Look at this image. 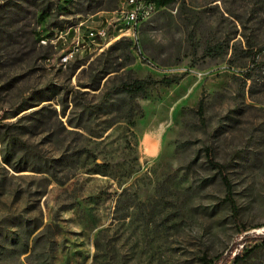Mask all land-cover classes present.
Segmentation results:
<instances>
[{"label":"rangeland","instance_id":"1","mask_svg":"<svg viewBox=\"0 0 264 264\" xmlns=\"http://www.w3.org/2000/svg\"><path fill=\"white\" fill-rule=\"evenodd\" d=\"M27 2L23 22L44 50L17 87L16 69L0 65V106L31 102L0 126V264H201L260 242L264 0H175L134 28L109 0L97 11L82 0ZM81 22L83 31L109 25V35L63 65L70 40H52ZM248 49L260 52L255 60ZM149 76L180 78L131 106L115 92ZM209 143L233 202L206 164ZM252 250L237 264H264V243Z\"/></svg>","mask_w":264,"mask_h":264},{"label":"trees","instance_id":"2","mask_svg":"<svg viewBox=\"0 0 264 264\" xmlns=\"http://www.w3.org/2000/svg\"><path fill=\"white\" fill-rule=\"evenodd\" d=\"M38 0H35V2ZM82 5L84 6V10L89 11H97L99 9H104L103 5L104 0H82ZM114 4L113 8L118 6L119 0H109ZM157 3L158 7L167 6L174 2L175 0H154ZM31 5L27 2V0H4L0 3V65L2 69L12 68L16 69L18 72L15 76V79L9 85V88H12L14 85L17 87L19 83L25 79L29 71H33V65L37 64V61L43 57L42 51L44 50V46L39 45L41 40V34L37 29L31 27L30 22H23L24 20V12L26 8ZM33 7V6H32ZM35 7V6H34ZM37 9V12L40 11V16H44L45 9ZM107 9V8H106ZM36 12V14H37ZM35 13V12H34ZM252 49V48H251ZM261 48L259 49V51ZM207 53L210 55H216V46L208 45L206 49ZM260 52L248 49L246 54L255 60L256 56ZM23 71V72H20ZM180 76L170 77L164 76L160 79L149 77L143 78H133L130 80H122L117 87L115 88V92L124 94L130 98V106L134 105L133 98L139 94L145 92L148 88L157 85V84H171L173 82H177ZM12 85V86H11ZM244 89V87H243ZM114 91V90H113ZM113 91L107 93V97H105V101L109 99L110 95H112ZM31 102H28V99L23 100V98L18 102H12L11 104L16 106L11 110H4L0 106V126L1 122L10 115H16L19 112L26 109ZM139 107V106H138ZM238 106L231 108L230 112L236 111ZM197 113L201 120L205 122V107L202 101L199 102L197 107ZM226 117V116H225ZM130 123H134L132 118H128ZM4 139V138H3ZM14 140V139H13ZM15 141H17L15 139ZM19 142V141H17ZM204 152L206 156V164L207 166L214 170L217 176L223 179L226 191L227 198L229 201L233 202V198L231 196L232 188L231 182L226 175V164L222 163L220 159H218L215 147L213 143L206 144L204 147ZM110 165L107 166V168ZM94 172L107 174L106 169L98 164ZM133 172L130 170L129 175ZM120 183H124L120 181ZM128 189V188H127ZM125 189L122 192L127 191ZM104 230H101L99 233H102ZM244 231V230H243ZM257 238L261 239L260 242L255 244L253 247L247 246V248H241L239 252H237L233 257L227 258L222 254L219 255L215 260L208 258L206 255L201 257V264H237L238 262L245 261L253 251L252 249L260 245V243H264V236H257ZM247 241H253L251 238H245ZM255 240V239H254ZM97 248H100V242L97 240L96 242ZM247 245V244H246ZM249 247V248H248ZM98 259V258H97Z\"/></svg>","mask_w":264,"mask_h":264},{"label":"built area","instance_id":"3","mask_svg":"<svg viewBox=\"0 0 264 264\" xmlns=\"http://www.w3.org/2000/svg\"><path fill=\"white\" fill-rule=\"evenodd\" d=\"M120 6L118 12L120 20L131 28L139 25L142 21L149 18L151 14L157 9L153 0H119ZM119 19V18H118ZM111 24L112 22L109 21ZM81 22L78 26H72L60 31L55 39L52 40L56 44L59 40L64 43L70 40V45L60 55L61 63L64 65V59H74L79 53L85 51H92L95 46H100L107 39L109 35V25L100 26L97 28H88L83 31ZM124 26H120L121 31ZM73 29V30H72ZM74 31V36L70 37L71 32ZM97 31H104V38H97ZM46 42V40H42Z\"/></svg>","mask_w":264,"mask_h":264},{"label":"bare ground","instance_id":"4","mask_svg":"<svg viewBox=\"0 0 264 264\" xmlns=\"http://www.w3.org/2000/svg\"><path fill=\"white\" fill-rule=\"evenodd\" d=\"M151 15H152V14H151ZM151 15H150V16H151ZM150 16H149V17H150ZM99 33L102 34L103 31H99ZM70 60H71V59H64V63H67V62L70 61Z\"/></svg>","mask_w":264,"mask_h":264},{"label":"crops","instance_id":"5","mask_svg":"<svg viewBox=\"0 0 264 264\" xmlns=\"http://www.w3.org/2000/svg\"><path fill=\"white\" fill-rule=\"evenodd\" d=\"M154 1V0H153ZM154 3H155V6H156V8H161V7H163V6H161V7H158L157 6V3L154 1ZM118 6H120V1L118 2ZM93 15H95V13H92Z\"/></svg>","mask_w":264,"mask_h":264}]
</instances>
